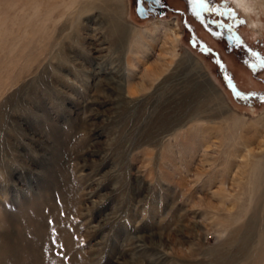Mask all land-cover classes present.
Wrapping results in <instances>:
<instances>
[{"label": "rangeland", "instance_id": "obj_1", "mask_svg": "<svg viewBox=\"0 0 264 264\" xmlns=\"http://www.w3.org/2000/svg\"><path fill=\"white\" fill-rule=\"evenodd\" d=\"M162 1L0 0V264H264V67Z\"/></svg>", "mask_w": 264, "mask_h": 264}, {"label": "flooded vegetation", "instance_id": "obj_2", "mask_svg": "<svg viewBox=\"0 0 264 264\" xmlns=\"http://www.w3.org/2000/svg\"><path fill=\"white\" fill-rule=\"evenodd\" d=\"M135 1V9H136V13L138 17L145 19L149 16H158L163 14L162 12L165 10H169L170 7L165 4L162 0H159L158 3L155 2V0H152V2H148V0H144L143 3L139 4V8L141 9V11H138V4H137V0ZM231 3L232 1L229 0ZM205 4L206 7L209 8L210 6L213 7L214 5L212 4V2L210 0H205ZM233 5V4H232ZM234 6V5H233ZM196 9H198L197 11L200 12L201 16L205 17L202 13L205 10H202L199 6H197L195 4ZM216 10H219V12H217V16L220 17L223 25L220 28H216L217 31L220 33V36L223 37L224 41L228 44L229 48L232 50H238L239 52H245L248 59H247V63L249 65H251V67L253 69L261 67L259 65H257L255 63V57H253L252 53H256V55L260 58L261 61H264L262 59L261 56V52L258 49H249L246 48L244 44H242L240 41H238V39L236 38L235 31L237 29H239L242 25L245 24V22L243 24L240 23V21H244L241 17V15L239 14V11H237V9H234V7L230 6V7H226V6H222L221 5L219 7H215ZM230 11H231V15H230ZM185 17L183 19V22H185ZM190 34H191V38L194 39L196 42H198V40L196 39V37H194V33L193 31L188 27ZM198 44L200 45V47H202L201 49H206V45L204 43H201L200 41L198 42ZM213 54L215 55V57L217 58V54L215 52H213ZM218 61V58L216 60V62ZM219 68H222V65H219ZM228 83V82H227ZM233 88V87H232ZM235 91V89H233Z\"/></svg>", "mask_w": 264, "mask_h": 264}, {"label": "bare ground", "instance_id": "obj_3", "mask_svg": "<svg viewBox=\"0 0 264 264\" xmlns=\"http://www.w3.org/2000/svg\"><path fill=\"white\" fill-rule=\"evenodd\" d=\"M232 1V4L236 7V9H238V10H240V11H242L243 12V14L246 16V21H248L249 22V26H250V28H255V29H257L258 28V22L257 21H255L252 17H251V15H250V13L256 8V6L254 5V3H253V5L251 4V2L249 3L248 2V0H231ZM259 25H260V23H259ZM115 30H117V32H122L123 30L121 29V27H118L117 26V28L115 29ZM125 31V30H124ZM112 32H114L115 33V31H112ZM157 67V66H156ZM157 69H158V67H157ZM157 69H155V70H157ZM155 70H153V71H155ZM156 72V71H155ZM154 73L152 72V69L151 70H148V74H146L147 76H149V77H151V76H154L153 75ZM261 174H258L259 176H258V180H259V182L262 184L261 185V187H260V189H261V192H260V194H259V197L257 196V202L258 201H260V200H263L264 199V195H261V193L262 194H264V164L262 165V167H261ZM260 199V200H259ZM256 208V207H255ZM255 210V209H254ZM253 216H256L255 215V213H253V215H252V217ZM255 219V218H254ZM254 219H252V222L250 221L249 222V225H251L252 226V224L254 223ZM256 221V220H255ZM253 228V227H252Z\"/></svg>", "mask_w": 264, "mask_h": 264}, {"label": "snow or ice", "instance_id": "obj_4", "mask_svg": "<svg viewBox=\"0 0 264 264\" xmlns=\"http://www.w3.org/2000/svg\"><path fill=\"white\" fill-rule=\"evenodd\" d=\"M143 2H144V0H137V4H138V9H137V10H138V11H141V9L139 8V4H140V3H143ZM148 2H152V0H148ZM155 2L158 3L159 0H155ZM191 2L194 3V4H196L197 6H199L202 10H205V11H207V10L215 11L214 8H213V9H208V8L206 7L205 0H191ZM231 14H232V13H231V11H230V15H231ZM240 23L243 24L244 21L241 20ZM252 55H253V57L256 58V59H255V63H256L257 65L261 66V67H264V61H261L260 58L256 55V53H252Z\"/></svg>", "mask_w": 264, "mask_h": 264}]
</instances>
